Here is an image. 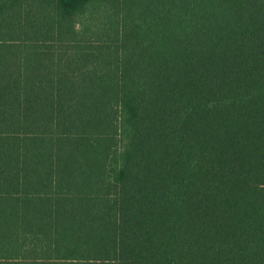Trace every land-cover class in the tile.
Returning <instances> with one entry per match:
<instances>
[{"label":"trees","instance_id":"trees-1","mask_svg":"<svg viewBox=\"0 0 264 264\" xmlns=\"http://www.w3.org/2000/svg\"><path fill=\"white\" fill-rule=\"evenodd\" d=\"M0 264H264V0H0Z\"/></svg>","mask_w":264,"mask_h":264}]
</instances>
